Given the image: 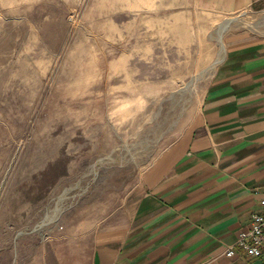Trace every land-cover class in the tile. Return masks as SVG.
I'll use <instances>...</instances> for the list:
<instances>
[{"label": "rangeland", "instance_id": "1", "mask_svg": "<svg viewBox=\"0 0 264 264\" xmlns=\"http://www.w3.org/2000/svg\"><path fill=\"white\" fill-rule=\"evenodd\" d=\"M195 1L0 0V264H89L224 54Z\"/></svg>", "mask_w": 264, "mask_h": 264}, {"label": "crops", "instance_id": "2", "mask_svg": "<svg viewBox=\"0 0 264 264\" xmlns=\"http://www.w3.org/2000/svg\"><path fill=\"white\" fill-rule=\"evenodd\" d=\"M193 6L229 18L224 54L195 115L125 196L120 219L91 230L89 264H264V255L226 254L264 189V0ZM246 14L255 18L242 24Z\"/></svg>", "mask_w": 264, "mask_h": 264}, {"label": "built area", "instance_id": "3", "mask_svg": "<svg viewBox=\"0 0 264 264\" xmlns=\"http://www.w3.org/2000/svg\"><path fill=\"white\" fill-rule=\"evenodd\" d=\"M260 205L261 208L252 212L249 223L239 231L235 242L228 247V256L236 255L238 249L251 257L264 255V189Z\"/></svg>", "mask_w": 264, "mask_h": 264}]
</instances>
